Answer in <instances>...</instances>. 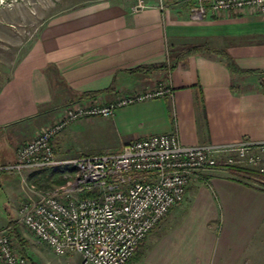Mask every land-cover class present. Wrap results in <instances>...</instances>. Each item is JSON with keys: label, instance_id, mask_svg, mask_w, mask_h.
<instances>
[{"label": "crops", "instance_id": "1", "mask_svg": "<svg viewBox=\"0 0 264 264\" xmlns=\"http://www.w3.org/2000/svg\"><path fill=\"white\" fill-rule=\"evenodd\" d=\"M145 3L133 12L125 2L106 0L40 12L38 18L28 8L23 15L0 9L12 11L0 12V47L18 53L9 66L0 63V166L13 164L15 145L82 94L101 92L83 100L109 102L161 82L171 96L119 108L109 119L82 120L68 133L104 127L118 152L133 140L172 133L185 146L264 141V14L245 10L193 21L194 0ZM22 19L42 20L31 41H20L5 22ZM187 47L203 50L172 70L137 71L168 64ZM212 51L254 73L231 74ZM69 145L54 138V156H91L70 153ZM14 181L0 172V228L14 216ZM127 264H264V187L228 169L202 170Z\"/></svg>", "mask_w": 264, "mask_h": 264}, {"label": "built area", "instance_id": "2", "mask_svg": "<svg viewBox=\"0 0 264 264\" xmlns=\"http://www.w3.org/2000/svg\"><path fill=\"white\" fill-rule=\"evenodd\" d=\"M245 10L264 14V0H195L189 16L200 21L208 14ZM171 94L170 86L161 82L107 104L86 99L66 106L51 127L17 150L14 164L0 166V172L16 174L57 168L67 180L36 200L21 203L15 223L56 256L78 254L86 264H127L202 170L248 169L264 187V141L185 146L172 133L133 140L117 153L62 160L54 156L51 141L74 122L109 119L119 108ZM11 229L0 230V264H30L15 249Z\"/></svg>", "mask_w": 264, "mask_h": 264}, {"label": "rangeland", "instance_id": "3", "mask_svg": "<svg viewBox=\"0 0 264 264\" xmlns=\"http://www.w3.org/2000/svg\"><path fill=\"white\" fill-rule=\"evenodd\" d=\"M4 1H6V4H0V9H5V10L15 9L14 10L15 12H19V14L23 15L22 8H28L32 17L38 18L40 12H45L49 14V13H52L53 11H57L58 8L61 9V8H67L69 6L72 7V6H79V5H85V4L87 5L90 3H96L100 1H106V0H15L17 2L12 3V4H11L12 0H3V2ZM113 1L125 2L126 5H129L131 7V10L133 12H136L140 10L141 8H143L146 5L145 1L148 2V0H113ZM178 1H183V0H178ZM140 3L142 6L141 8L138 7ZM0 12L12 13V11H4V10H1ZM37 21L38 20L29 21V20L22 19L20 21L15 20V21L10 22L8 20H5V22H7L8 25L10 26V29L13 30L14 33L17 32L16 35L18 36L19 40L22 42L24 41L28 42V41H31V39H33L37 28L40 27L39 21H42V20L38 21L39 24ZM14 50L15 49L13 48L8 50V49H4V47H0V63L2 62L7 63V65L5 64L4 66H9L11 62L14 61L15 58L18 56L17 55L18 53L13 52ZM158 84L159 83H157L156 85ZM156 85H154L153 87H155ZM114 100H116V98ZM112 101H109V102L98 101V102L107 104ZM71 103L65 105L64 108L70 105ZM64 108H62V111L60 112V114H62ZM60 114L57 115L54 119H52V121H50L48 124L43 126L40 130L36 131L35 134H33L32 138L26 141H23L20 144H16L15 145L16 150H18L24 144L33 140L39 133L45 131V129L51 127L54 124V122L58 119ZM88 119H94V118H88ZM95 119H100V118H95ZM82 120H85V119H82ZM82 120H78L74 123L80 122ZM68 127L65 128L63 131H61L56 137L58 136L61 137V142L63 143V145L65 146L67 145V147L70 146L69 144L71 142V152L70 153H73L74 150L75 152L79 150L87 155H100V154H105V153H117L118 152L117 149L115 150L113 148L115 147V144H116L115 140L111 137V134L108 131H106L104 127H102L101 129L97 127L93 131L90 130L89 132L87 131L84 134L81 133V134H76V135L73 133H68L69 132ZM64 149H65L64 150L65 153L69 155L70 154L69 150H67L66 148ZM78 157L72 156L71 158H78ZM16 158H17V152H16ZM65 158H70V155ZM9 165H12V164H9ZM3 166H6V165H3ZM60 171L61 170H56L55 172H53L52 173L53 175L49 176L48 181H45V180L41 181V177L43 175H46L47 172L45 173L41 172L40 174H38V178L36 177L34 178L32 176L33 173H30V172H24L23 174L5 172L6 174H11L15 178V181L12 187L14 189L12 191L14 192L12 199L16 198V203L13 204L14 205L13 206L14 207L13 208L14 209L13 219L6 227L10 226L12 229L16 228L21 238L26 242V258L29 260L30 264H86L84 263V260L81 258V256H79L78 254L55 256L47 246L37 243L32 237V235L23 226H20L17 223H15V220L17 217V211L21 203L28 201V200H31V201L36 200L39 196L45 193L51 192L59 188L60 186H63L66 184L67 180L64 178V174ZM67 172L68 174H70L68 170ZM0 199L2 198L0 197ZM4 228H0V230ZM13 241L14 242L16 241L14 236H13ZM15 249L17 251L19 249L16 243H15ZM138 253H139V250L136 254Z\"/></svg>", "mask_w": 264, "mask_h": 264}, {"label": "trees", "instance_id": "4", "mask_svg": "<svg viewBox=\"0 0 264 264\" xmlns=\"http://www.w3.org/2000/svg\"><path fill=\"white\" fill-rule=\"evenodd\" d=\"M203 48L202 47H187V48H183L180 51H178L177 53L173 54L170 56V62L168 64H162V65H157V66H151L148 68H139L137 71H142V72H150L153 70H159V69H167V70H172L179 62H181L184 58L198 53L200 51H202ZM213 53H215L216 55L221 56L224 59V62L226 64V67L228 68V70L230 71L231 74L233 75H242V74H253V71H244L238 68V66L235 64L234 60L226 53L221 52V51H212ZM261 75L263 76L260 81V89L262 91V94L264 96V72H261ZM101 92H96V93H89V94H82L79 98V100H83L84 98H88V97H95L97 95H99ZM56 170H58L57 168H50V169H45L42 170L40 172H34L33 173V177L38 178V174H40L41 172L45 173L47 172L46 175H43L41 177V181L45 180L48 181L49 180V176H52L53 172H55ZM232 173L235 175H238L240 177H247V178H257V174L251 170L248 169H231ZM40 178V177H39ZM11 233L12 235L15 237L16 241V245L18 246V252L22 257L26 258V242L21 238L20 234L18 233L16 228L11 229Z\"/></svg>", "mask_w": 264, "mask_h": 264}]
</instances>
